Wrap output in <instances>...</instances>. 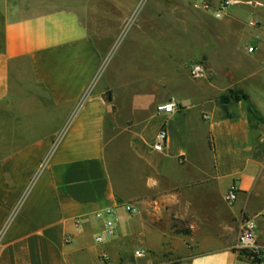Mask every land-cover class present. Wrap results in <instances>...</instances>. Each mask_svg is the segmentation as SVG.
<instances>
[{
  "label": "crops",
  "instance_id": "obj_1",
  "mask_svg": "<svg viewBox=\"0 0 264 264\" xmlns=\"http://www.w3.org/2000/svg\"><path fill=\"white\" fill-rule=\"evenodd\" d=\"M238 3L253 16L263 4ZM134 4L0 0V264H124L132 241L148 256L239 264L245 217L264 248V21L160 0L128 24ZM172 98L181 111L157 113ZM110 210L116 235L98 244Z\"/></svg>",
  "mask_w": 264,
  "mask_h": 264
},
{
  "label": "built area",
  "instance_id": "obj_2",
  "mask_svg": "<svg viewBox=\"0 0 264 264\" xmlns=\"http://www.w3.org/2000/svg\"><path fill=\"white\" fill-rule=\"evenodd\" d=\"M237 0H190L191 7L195 11L202 12L204 14L211 15L213 18L221 20L225 17L230 7L236 5ZM257 23L255 21L250 22L251 27H255ZM247 53L252 54L256 51L253 46H248L246 49ZM206 69L196 64L191 67L190 75L193 79H203L206 76ZM181 111V107L176 99L172 98L170 101L160 104L157 107V113L163 115H174ZM168 140V134L165 129H161L152 144V148L156 152H163L165 150ZM237 199L235 190L230 191L225 196V200L228 204L232 205ZM131 211V207H128ZM108 220L105 221L104 229L105 234L99 235L96 238L98 244H103L110 238H113L117 232L116 219L113 217V211H108ZM98 218H102L103 214L98 213ZM257 223L252 218H243L239 236L236 244L233 247L234 253L237 255L240 263L239 264H264V248L259 244ZM69 241V239H68ZM144 251H136V257H143ZM103 259H108L107 256L102 255Z\"/></svg>",
  "mask_w": 264,
  "mask_h": 264
},
{
  "label": "rangeland",
  "instance_id": "obj_3",
  "mask_svg": "<svg viewBox=\"0 0 264 264\" xmlns=\"http://www.w3.org/2000/svg\"><path fill=\"white\" fill-rule=\"evenodd\" d=\"M156 1H160V0H138V5L136 6L134 4L136 6V8H135L133 14L130 17H128V19H127L128 24H131V23H134L137 21H142L144 17H146L152 13H156V11H157ZM241 1H244V0H241ZM253 1H257V0H253ZM261 1L263 4L260 6L257 5L255 7L256 11H258V14L255 13V16H253L250 11H246L244 9L245 6L242 5L244 3H238V4L230 7L229 10L238 9V8L243 9L244 10V12H243L244 23L246 24V26H248V28L255 29V27L253 28L250 26L251 21H255L257 23L264 21V0H261ZM246 2H249V1H246ZM174 10L177 11L176 9H174ZM209 32L210 31H207V30L204 31L203 30L202 34H201V36L203 37V41L208 43V46H206L207 48H204L205 50H207V49L209 50V48L211 49L210 44H209L211 35ZM212 73H213L212 70L210 72H208V74H210L211 76L214 77L215 74H212ZM206 76H207V73H206ZM172 81H173L172 86L174 88L179 89V84H178L177 80L172 79ZM206 89H207V91H206L207 94L213 93L210 87L209 88L206 87ZM129 244H130L129 247H130V250L132 253L128 254L126 256L127 260H126V263H124V264H187L186 261H183L179 256L173 255V254H167V255L152 254L151 256H148L147 254H145L144 257L138 258V257L134 256L133 254L135 252V249L139 248V245L136 243V241H132ZM207 259L208 258L206 255H200L193 260L192 264H235L234 263L235 259L228 257V256H221V257L215 258V260L211 259L209 261H207Z\"/></svg>",
  "mask_w": 264,
  "mask_h": 264
},
{
  "label": "trees",
  "instance_id": "obj_4",
  "mask_svg": "<svg viewBox=\"0 0 264 264\" xmlns=\"http://www.w3.org/2000/svg\"><path fill=\"white\" fill-rule=\"evenodd\" d=\"M233 98H234L235 101H240V100L247 99V96L243 92H241V91H236V92L233 93ZM107 100L108 101H111V98L108 96L107 97ZM249 111H250V113L252 115H255L256 114V112L252 108H250Z\"/></svg>",
  "mask_w": 264,
  "mask_h": 264
},
{
  "label": "water",
  "instance_id": "obj_5",
  "mask_svg": "<svg viewBox=\"0 0 264 264\" xmlns=\"http://www.w3.org/2000/svg\"><path fill=\"white\" fill-rule=\"evenodd\" d=\"M220 103H221V105L226 106L227 103H228V99L227 98H225V99L223 98V99H221Z\"/></svg>",
  "mask_w": 264,
  "mask_h": 264
}]
</instances>
